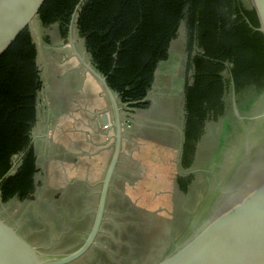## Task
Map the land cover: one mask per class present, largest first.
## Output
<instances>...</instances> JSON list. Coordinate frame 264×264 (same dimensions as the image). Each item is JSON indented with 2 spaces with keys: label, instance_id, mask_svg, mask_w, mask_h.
Wrapping results in <instances>:
<instances>
[{
  "label": "trees",
  "instance_id": "trees-1",
  "mask_svg": "<svg viewBox=\"0 0 264 264\" xmlns=\"http://www.w3.org/2000/svg\"><path fill=\"white\" fill-rule=\"evenodd\" d=\"M80 2L48 0L38 20L44 27L59 23L61 39L68 42ZM244 14L257 25L254 12L244 10L239 0H84L76 30L93 65L120 99L147 109L150 101L142 100L156 70L170 59V44L185 22L186 69L195 71L186 97L188 124H193L194 117L203 116L205 104L221 95L223 70H230L238 87L264 77V39ZM194 44L199 52L192 56ZM42 88L36 44L26 30L0 59V180L14 156L23 155L16 172L0 184L3 202L14 197L24 201L35 190L36 155L29 145Z\"/></svg>",
  "mask_w": 264,
  "mask_h": 264
},
{
  "label": "rangeland",
  "instance_id": "rangeland-1",
  "mask_svg": "<svg viewBox=\"0 0 264 264\" xmlns=\"http://www.w3.org/2000/svg\"><path fill=\"white\" fill-rule=\"evenodd\" d=\"M39 23L35 20L31 31L39 44L38 64L44 85L39 94L38 119L32 135L37 146L44 136H49L79 155L73 162L79 164L81 171L72 163L67 179L83 180L91 186H87V192L92 197L85 212L88 213L86 222L80 226L70 225L72 230L68 233L54 226L47 232L41 231L43 223L51 225L52 219L39 214L35 219L30 217L37 202L28 204L15 200L2 204L0 201V214L15 224L31 242L46 249V253L61 254L78 247L81 238L90 230L98 202L99 182L113 151L114 131L110 126L100 128L96 124L97 113L110 110L96 79L80 66L71 45L59 38L56 27H44L38 32ZM74 31L77 50L83 55L86 51L83 40L77 30ZM45 36L50 40L49 44ZM185 53L183 42L173 46L170 59L159 70L153 101L163 95L167 76L178 71L180 76L174 86L180 84L184 78ZM85 55L91 60L88 53ZM137 114V119L152 117L151 112ZM138 139L124 143L118 181L111 193L103 232L97 244L77 264H154L163 255V245L171 241L168 234L172 232L169 228L172 194L168 178L174 170V150L162 143L145 142L142 137Z\"/></svg>",
  "mask_w": 264,
  "mask_h": 264
},
{
  "label": "water",
  "instance_id": "water-1",
  "mask_svg": "<svg viewBox=\"0 0 264 264\" xmlns=\"http://www.w3.org/2000/svg\"><path fill=\"white\" fill-rule=\"evenodd\" d=\"M47 1L0 0V59L26 30L31 31ZM83 1L81 0L72 16L68 43L80 66L96 79L108 100L109 112L97 113L99 127L109 125L114 131L113 151L99 182L94 219L78 247L65 253L51 254L31 242L15 224L0 214V264H73L90 250L102 232L112 181L122 154L127 126L125 110L137 102H123L108 84L107 77L86 58L87 51L81 55L77 50L74 30L77 11ZM243 1L254 12L257 25L248 18L245 21L264 39V0ZM58 34L60 36L59 32ZM178 37L180 40L185 38L184 22ZM157 76L158 69L155 72V82ZM154 84L142 101L150 100ZM231 84L233 110L243 129L242 140L234 145V153L221 175L213 173L215 185L204 201L198 204L188 227L176 239H171L170 247L154 264H264V91L260 103L254 109L255 114L245 118L240 115L232 78ZM22 156L16 157L0 184L16 172ZM0 201L3 203L1 197Z\"/></svg>",
  "mask_w": 264,
  "mask_h": 264
},
{
  "label": "flooded vegetation",
  "instance_id": "flooded-vegetation-1",
  "mask_svg": "<svg viewBox=\"0 0 264 264\" xmlns=\"http://www.w3.org/2000/svg\"><path fill=\"white\" fill-rule=\"evenodd\" d=\"M239 1L244 10L250 11L245 6L243 0ZM246 18L248 17L244 14V20ZM55 25H59V23H54L48 27H54ZM186 31L185 24V38L180 40L178 37L180 34L179 28L178 39L172 44L173 39L169 48L171 56L173 46L180 41L184 43V50L186 52L182 74L184 78L181 79L179 85L174 86L180 76L178 75V71L167 76L166 84L163 86V95L159 96L157 101H153L152 96L154 95L156 85L159 83L156 78L154 89L152 90L153 93L150 95L149 101L151 104L147 108L148 111L135 108L132 105L128 110H125V122L127 126L125 127L122 154L120 157L121 163L124 143L126 141L131 143L133 139L137 140L139 137H142V141L162 143L172 151L174 150V170L172 175H169V178L167 177L171 181L172 194L169 199L172 209L169 228H171L170 231L172 230V232L168 234V239H176L188 227L192 216L197 211L198 204L200 201H204L215 185L213 173L218 176L221 175L228 159L234 153V145L242 140V125L233 110L231 78L234 80L236 102L242 117L248 118L255 114L254 109L260 103V98L264 91V77L257 82L249 80L243 86L238 87L233 74L230 70L225 69L221 72L222 92L217 97L218 100L206 103L203 116L201 115L200 118L197 116L194 117L193 124H188L187 86L191 87L195 82L193 77L195 71L186 69L187 62L190 58ZM59 38L61 39V36ZM197 52H199V49L194 44L192 46V56L197 54ZM225 64L227 67L232 66L228 62H225ZM162 66L163 63L158 68V74ZM240 83L242 84V81ZM216 96L213 95L214 98ZM38 107L39 105H37V119ZM147 112L152 113V117L148 118V120L135 118L139 116L137 113L146 114ZM245 121L248 122V120ZM32 132V145L30 143L29 148H33L36 155L37 172L34 178L35 190L29 199L19 201L14 197L2 204H9L15 200L20 203L28 202V204H35L37 202L34 207H38V209L34 208L30 217L35 219L36 214H39L43 218L48 217L52 219L51 225L43 223L44 227H41V231L47 232L51 226H54L68 233L72 230L70 225L80 226L87 220L88 213L85 214V212L88 201L92 197L87 192V188H91V186H88L83 180L67 179L68 168L71 167L70 165L72 163L76 169L81 171L79 164H74L73 162V159H77L79 155L76 156L61 143L55 140L53 141L54 138H51V140L49 136L48 138L44 136L41 139L40 146H37ZM16 157L19 156H14L13 162ZM118 170L112 181L107 208L112 198L111 193L116 189L114 184L118 181ZM130 207H132L131 204ZM104 223L105 221L102 225V232ZM102 232L97 236L96 242L90 250L97 244ZM83 238H81V242ZM170 244L171 241L163 245V253L170 247ZM49 248L51 247H48V250H50ZM88 252L73 264L79 263ZM100 252L102 253L103 250Z\"/></svg>",
  "mask_w": 264,
  "mask_h": 264
},
{
  "label": "crops",
  "instance_id": "crops-1",
  "mask_svg": "<svg viewBox=\"0 0 264 264\" xmlns=\"http://www.w3.org/2000/svg\"><path fill=\"white\" fill-rule=\"evenodd\" d=\"M39 27H40V29H37L38 30V32H39V30H41L42 31V28H44V26H42V24L41 23H39ZM54 27H56V26H54ZM47 28H53V27H47ZM56 29H57V32H59V27H56ZM60 33V32H59ZM31 34H32V37H33V40H34V42H35V44H36V47H37V52H38V61H39V55H40V51H39V44H38V41H37V38L35 37V34H33V31H31ZM59 36V35H58ZM45 41L49 44V42H50V40L47 38V36H45ZM67 43V42H66ZM44 47V46H43ZM48 50H50V48H47ZM84 94H85V91H84ZM98 103H100V101H98L97 102V104ZM108 103V102H107ZM97 115H96V121H97ZM97 125H98V127H99V123H98V121H97V123H96ZM102 162V161H101Z\"/></svg>",
  "mask_w": 264,
  "mask_h": 264
},
{
  "label": "bare ground",
  "instance_id": "bare-ground-1",
  "mask_svg": "<svg viewBox=\"0 0 264 264\" xmlns=\"http://www.w3.org/2000/svg\"><path fill=\"white\" fill-rule=\"evenodd\" d=\"M109 126V125H108Z\"/></svg>",
  "mask_w": 264,
  "mask_h": 264
}]
</instances>
